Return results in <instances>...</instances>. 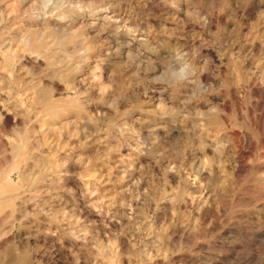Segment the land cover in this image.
I'll return each instance as SVG.
<instances>
[{
    "label": "rangeland",
    "instance_id": "1",
    "mask_svg": "<svg viewBox=\"0 0 264 264\" xmlns=\"http://www.w3.org/2000/svg\"><path fill=\"white\" fill-rule=\"evenodd\" d=\"M0 264H264V0H0Z\"/></svg>",
    "mask_w": 264,
    "mask_h": 264
},
{
    "label": "bare ground",
    "instance_id": "2",
    "mask_svg": "<svg viewBox=\"0 0 264 264\" xmlns=\"http://www.w3.org/2000/svg\"><path fill=\"white\" fill-rule=\"evenodd\" d=\"M42 3V2H41ZM45 4V3H44ZM32 32V31H31ZM26 33H29V31H27ZM31 34V33H30ZM28 35V34H27ZM30 36V35H29ZM61 126V125H60ZM16 190V189H15Z\"/></svg>",
    "mask_w": 264,
    "mask_h": 264
}]
</instances>
